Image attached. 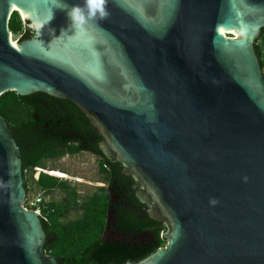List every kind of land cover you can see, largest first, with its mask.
Returning <instances> with one entry per match:
<instances>
[{"label":"water","instance_id":"1","mask_svg":"<svg viewBox=\"0 0 264 264\" xmlns=\"http://www.w3.org/2000/svg\"><path fill=\"white\" fill-rule=\"evenodd\" d=\"M65 4L83 0H0V95L43 92L88 118L145 207L114 180L110 197L165 226V245L134 264H264V0H107L83 31ZM14 11L25 32L12 43ZM26 194L0 114V264H60Z\"/></svg>","mask_w":264,"mask_h":264},{"label":"trees","instance_id":"2","mask_svg":"<svg viewBox=\"0 0 264 264\" xmlns=\"http://www.w3.org/2000/svg\"><path fill=\"white\" fill-rule=\"evenodd\" d=\"M8 26L12 32L22 28L17 11L11 14ZM24 32L25 28L21 37ZM254 48L263 68L264 27L254 41ZM0 114L18 140L23 155V171L33 167H44L45 158L78 152L83 147V140L90 135H95L97 139L89 145L90 150L103 157L97 148L98 134L89 128L88 118L69 100L43 92L21 97L15 91L8 90L0 95ZM102 167L106 177L112 175V181L122 185L124 175L120 173L122 168L120 163L110 164L104 158ZM125 177L131 185L133 178ZM37 182L45 191L56 187L68 189L69 203L76 202L79 196L69 183L59 181L57 177L47 173L41 172ZM24 185L27 187L25 180ZM102 190L100 195L89 197L92 204L84 212L82 219L64 236V241L58 242L55 251L51 253L56 256L61 249L63 256L60 264H134L162 246L165 240L161 237V232L165 229L164 224L152 220L138 225V214L135 215V212L123 205L118 208L116 205L112 206L117 209L115 226L118 230L121 229L123 234L103 238L102 233L107 213L111 209L109 206L111 201L109 188L106 186ZM126 199L134 207L143 206L133 194V189L129 188ZM54 213L55 206L49 204L41 216L42 223L52 233L47 236L44 249L58 239V231L54 230L51 223L55 218ZM135 229L138 231L131 234ZM143 233L147 235L140 238Z\"/></svg>","mask_w":264,"mask_h":264},{"label":"rangeland","instance_id":"3","mask_svg":"<svg viewBox=\"0 0 264 264\" xmlns=\"http://www.w3.org/2000/svg\"><path fill=\"white\" fill-rule=\"evenodd\" d=\"M19 22L22 28L17 32H12L14 42L19 41L24 31L25 25L21 15L17 12ZM264 61V59H263ZM264 73V66L262 68ZM103 159L100 155H95L86 151L74 153H64L58 157L45 158L44 167H33L23 171V180L27 184V194L32 196L38 193L45 198L47 205L55 206V218L51 221L54 230L58 231V239L45 249L49 254L53 253L59 241H64V236L75 228V225L82 219L84 212L90 207L92 202L90 196H98L102 193L107 185L106 172L102 167ZM54 175L53 171H62L65 177L54 175L59 181L69 183L70 187L78 193L76 202L69 203V191L61 187L53 189H43L42 185L37 182L35 173ZM69 204H68V203ZM164 240L163 245H165Z\"/></svg>","mask_w":264,"mask_h":264},{"label":"clouds","instance_id":"4","mask_svg":"<svg viewBox=\"0 0 264 264\" xmlns=\"http://www.w3.org/2000/svg\"><path fill=\"white\" fill-rule=\"evenodd\" d=\"M106 4L107 0H83V5L65 4L61 9L67 10L70 27L76 29V31H83L84 26L90 20H103L107 17ZM212 202L214 203L215 201Z\"/></svg>","mask_w":264,"mask_h":264},{"label":"flooded vegetation","instance_id":"5","mask_svg":"<svg viewBox=\"0 0 264 264\" xmlns=\"http://www.w3.org/2000/svg\"><path fill=\"white\" fill-rule=\"evenodd\" d=\"M81 140H83V139H81ZM96 140L97 139H96V136L95 135L88 136L87 138H85L83 140L84 141L83 142V147L79 151H86V152H89V153L98 155L95 152H92V150H90V148H89V145L91 143L96 142ZM102 159L104 160L103 157H102ZM116 163H118V162H116ZM116 163H114V164H116ZM111 171H112V168H110V172ZM123 175H124V177L122 178V185H121V187H123L126 190V194H127V192L129 191V188L130 189L132 188L133 182L130 185L129 184V180L125 177L127 175H125V174H123ZM128 177H130V176H128ZM111 182H112V175H109V176L106 177V183H107L106 186H107V188L109 187V185L111 184ZM134 193H135V189H133V194ZM109 199L111 201V205H109V206H111V209L107 213V217H106V221H105L106 222V225H105L104 231L102 233V237L103 238H105V237L109 238V237H112V236H117V235H120V234L122 235L123 234V231L121 229L118 230L117 227L115 226V224H116V215H115V212H116L117 209L114 208V207H112V206H115L116 205V207L118 208V207L122 206V204H120L119 202L115 201L111 197H109ZM142 207H145V205H143ZM135 215H137V214L135 213ZM137 231H138V229L132 230L131 231L132 232L131 234H135ZM145 235H147V234H144L143 233L139 237L140 238H144Z\"/></svg>","mask_w":264,"mask_h":264},{"label":"built area","instance_id":"6","mask_svg":"<svg viewBox=\"0 0 264 264\" xmlns=\"http://www.w3.org/2000/svg\"><path fill=\"white\" fill-rule=\"evenodd\" d=\"M24 206L30 209H35L38 211L40 217L44 215V210L47 209V203L45 198L41 195V193L28 196L26 195Z\"/></svg>","mask_w":264,"mask_h":264},{"label":"bare ground","instance_id":"7","mask_svg":"<svg viewBox=\"0 0 264 264\" xmlns=\"http://www.w3.org/2000/svg\"><path fill=\"white\" fill-rule=\"evenodd\" d=\"M10 39H11L12 43H15L14 40L12 39V35H11ZM53 174L57 175V176H61V177H65L66 176V174H64V172L56 171V170L53 171Z\"/></svg>","mask_w":264,"mask_h":264}]
</instances>
